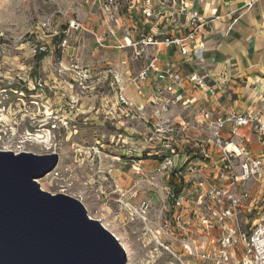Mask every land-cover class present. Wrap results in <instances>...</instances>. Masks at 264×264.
Masks as SVG:
<instances>
[{
    "label": "built area",
    "instance_id": "2783aa9c",
    "mask_svg": "<svg viewBox=\"0 0 264 264\" xmlns=\"http://www.w3.org/2000/svg\"><path fill=\"white\" fill-rule=\"evenodd\" d=\"M75 9L76 15L90 13L91 28L71 14L74 10H56L62 28H50L51 16L39 21L37 33L47 42L35 44L33 53L70 55L69 66L60 62L62 71H70L84 90L93 80L109 81L115 106L110 114L119 110L135 116L129 89L144 101L138 109L150 124L143 144L145 161L154 166L152 178L163 181L152 194L158 197L161 230L169 240L162 247L172 253L175 264H264V194L249 187L264 183V160L233 141L241 127L255 122L264 131L259 114L234 109L213 118L200 110V126H195L173 110L190 96L186 82L192 89L219 85L208 70L195 67L213 18L192 0H81ZM87 33L94 37L90 48L101 54L99 64L108 70L96 71L81 59L88 48ZM163 48L172 49L173 57L163 58ZM186 66L192 69L185 72ZM30 81L32 89L26 86ZM18 82L25 87L23 96L34 90L44 95L42 77L20 76ZM49 119L67 127L59 113ZM204 124L209 127L206 135ZM144 205L149 210L151 204L145 200Z\"/></svg>",
    "mask_w": 264,
    "mask_h": 264
},
{
    "label": "rangeland",
    "instance_id": "374dc122",
    "mask_svg": "<svg viewBox=\"0 0 264 264\" xmlns=\"http://www.w3.org/2000/svg\"><path fill=\"white\" fill-rule=\"evenodd\" d=\"M80 2L0 0V150L57 153L55 169L37 179L44 190L80 199L89 215L120 240L128 263L175 264L173 256H163L166 250L161 243L166 236L161 230V208L158 197L152 196L163 181L152 178L154 166L145 161L143 144L150 124L138 109L144 101L129 89L135 116L119 110L117 115L110 114L115 106L109 81L98 84L93 80L90 89L84 90L70 71H62L60 62L69 66L70 55L58 52L41 57L33 53L35 44L47 42L40 40L38 22L51 16L50 28L60 29L64 22L56 10H76ZM80 55L96 71L108 70L101 67L104 63L99 64L100 58L90 47ZM27 75L45 80L42 97L37 90L22 95L25 87L18 78ZM26 86L32 89L33 83ZM72 99L76 100L74 108L70 107ZM57 113L68 122L65 129L49 119ZM52 123L57 124L56 129L51 128ZM145 200L151 204L149 210Z\"/></svg>",
    "mask_w": 264,
    "mask_h": 264
},
{
    "label": "water",
    "instance_id": "95a60500",
    "mask_svg": "<svg viewBox=\"0 0 264 264\" xmlns=\"http://www.w3.org/2000/svg\"><path fill=\"white\" fill-rule=\"evenodd\" d=\"M58 162L57 153L0 150V264H128L80 199L41 187Z\"/></svg>",
    "mask_w": 264,
    "mask_h": 264
},
{
    "label": "crops",
    "instance_id": "0c3cea01",
    "mask_svg": "<svg viewBox=\"0 0 264 264\" xmlns=\"http://www.w3.org/2000/svg\"><path fill=\"white\" fill-rule=\"evenodd\" d=\"M192 4L213 18L205 48L197 53L201 61L195 67L208 70L219 85L213 89H192L186 82L190 96L186 103L173 109L174 113L180 112L181 119L200 126L196 121L200 110L216 118L236 109L257 112L264 123V0H192ZM74 12L71 14L91 28L94 18L90 13ZM85 38L88 48H93L94 37L87 33ZM161 55L173 57L172 49L163 48ZM191 69L186 66L184 71ZM257 124L241 127L233 141L264 160V131L257 130ZM202 127L206 135L209 127ZM249 187L264 194V183L256 186L252 182Z\"/></svg>",
    "mask_w": 264,
    "mask_h": 264
},
{
    "label": "flooded vegetation",
    "instance_id": "af4514ba",
    "mask_svg": "<svg viewBox=\"0 0 264 264\" xmlns=\"http://www.w3.org/2000/svg\"><path fill=\"white\" fill-rule=\"evenodd\" d=\"M166 241H169V240L166 239ZM164 255H167L168 257H169V256H173L172 253H169L168 251H165V252L163 253V256H164ZM163 258H164V257H163Z\"/></svg>",
    "mask_w": 264,
    "mask_h": 264
},
{
    "label": "bare ground",
    "instance_id": "6f19581e",
    "mask_svg": "<svg viewBox=\"0 0 264 264\" xmlns=\"http://www.w3.org/2000/svg\"><path fill=\"white\" fill-rule=\"evenodd\" d=\"M5 151H7V150H5ZM93 218V217H92ZM103 224V223H102ZM105 227V226H104ZM106 228V227H105ZM111 232V231H110ZM112 233V232H111ZM114 235V234H113ZM115 236V235H114ZM116 237V236H115ZM117 238V237H116ZM119 240V239H118ZM120 241V240H119ZM128 264H131V263H128Z\"/></svg>",
    "mask_w": 264,
    "mask_h": 264
},
{
    "label": "trees",
    "instance_id": "16d2710c",
    "mask_svg": "<svg viewBox=\"0 0 264 264\" xmlns=\"http://www.w3.org/2000/svg\"><path fill=\"white\" fill-rule=\"evenodd\" d=\"M40 56L42 57V56H44V54H41Z\"/></svg>",
    "mask_w": 264,
    "mask_h": 264
}]
</instances>
